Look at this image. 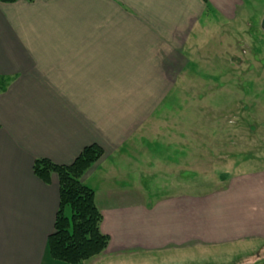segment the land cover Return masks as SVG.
Returning a JSON list of instances; mask_svg holds the SVG:
<instances>
[{"label":"crops","instance_id":"0c3cea01","mask_svg":"<svg viewBox=\"0 0 264 264\" xmlns=\"http://www.w3.org/2000/svg\"><path fill=\"white\" fill-rule=\"evenodd\" d=\"M220 1L0 2V264H61L46 251L58 181L32 166L71 165L88 147L102 156L78 164L108 245L81 264H264L245 263L264 246V169L208 191L166 192L176 182L162 180L188 168L177 163L189 149L167 144L173 115L156 113L167 99L158 90L187 81Z\"/></svg>","mask_w":264,"mask_h":264},{"label":"rangeland","instance_id":"374dc122","mask_svg":"<svg viewBox=\"0 0 264 264\" xmlns=\"http://www.w3.org/2000/svg\"><path fill=\"white\" fill-rule=\"evenodd\" d=\"M222 1L219 10L206 11L198 35L203 41L190 49L187 81L158 90L167 99L156 113L173 115L167 144L189 149L187 163H177L188 168L164 171L162 180L176 182L166 192L217 189L232 175L264 169V0ZM251 255L245 263L264 259V246Z\"/></svg>","mask_w":264,"mask_h":264},{"label":"trees","instance_id":"16d2710c","mask_svg":"<svg viewBox=\"0 0 264 264\" xmlns=\"http://www.w3.org/2000/svg\"><path fill=\"white\" fill-rule=\"evenodd\" d=\"M17 0H0L13 3ZM31 2L33 0H24ZM7 88V81L0 78V93ZM102 156L96 147L83 149L79 157L68 166L55 165L49 160H35L34 175L48 184L56 176L59 187V206L53 233L47 238L48 256L61 264H81L100 255L108 245V238L100 231L102 217L94 202L93 191L82 183L83 170L79 162L94 163Z\"/></svg>","mask_w":264,"mask_h":264},{"label":"water","instance_id":"95a60500","mask_svg":"<svg viewBox=\"0 0 264 264\" xmlns=\"http://www.w3.org/2000/svg\"><path fill=\"white\" fill-rule=\"evenodd\" d=\"M261 27L264 28V16H263V19H262V22H261Z\"/></svg>","mask_w":264,"mask_h":264}]
</instances>
